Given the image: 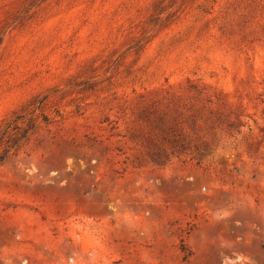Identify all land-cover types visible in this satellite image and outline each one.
<instances>
[{
	"label": "rangeland",
	"instance_id": "1",
	"mask_svg": "<svg viewBox=\"0 0 264 264\" xmlns=\"http://www.w3.org/2000/svg\"><path fill=\"white\" fill-rule=\"evenodd\" d=\"M0 157V264H264V0H0Z\"/></svg>",
	"mask_w": 264,
	"mask_h": 264
},
{
	"label": "trees",
	"instance_id": "2",
	"mask_svg": "<svg viewBox=\"0 0 264 264\" xmlns=\"http://www.w3.org/2000/svg\"><path fill=\"white\" fill-rule=\"evenodd\" d=\"M3 160H4V158L0 157V164H2ZM182 250H183V252L185 254V258L187 259L189 257V255H190V251H188V249H182Z\"/></svg>",
	"mask_w": 264,
	"mask_h": 264
}]
</instances>
